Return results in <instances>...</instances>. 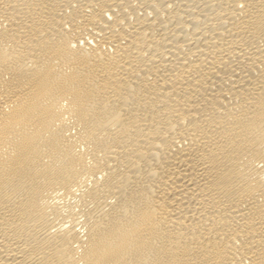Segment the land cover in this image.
<instances>
[{
	"label": "bare ground",
	"instance_id": "bare-ground-1",
	"mask_svg": "<svg viewBox=\"0 0 264 264\" xmlns=\"http://www.w3.org/2000/svg\"><path fill=\"white\" fill-rule=\"evenodd\" d=\"M0 264H264V0H0Z\"/></svg>",
	"mask_w": 264,
	"mask_h": 264
}]
</instances>
